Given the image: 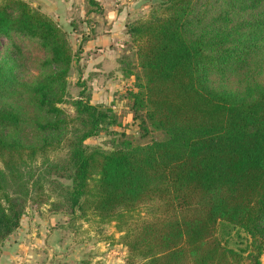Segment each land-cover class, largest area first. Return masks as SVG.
<instances>
[{
    "label": "trees",
    "instance_id": "trees-1",
    "mask_svg": "<svg viewBox=\"0 0 264 264\" xmlns=\"http://www.w3.org/2000/svg\"><path fill=\"white\" fill-rule=\"evenodd\" d=\"M127 33L142 71L130 108L162 137L92 146L117 117L85 83L71 95L67 32L26 0H0V42L13 47L0 57V253L31 203L68 228L114 225L123 264H264V0H156ZM13 37L43 51L30 79Z\"/></svg>",
    "mask_w": 264,
    "mask_h": 264
},
{
    "label": "rangeland",
    "instance_id": "rangeland-1",
    "mask_svg": "<svg viewBox=\"0 0 264 264\" xmlns=\"http://www.w3.org/2000/svg\"><path fill=\"white\" fill-rule=\"evenodd\" d=\"M26 1L51 16L68 34L75 54L69 78L71 95L79 96L85 83V89L91 95L94 104L110 106L116 113L117 122L109 128L110 132L89 138L87 144L112 148L115 143H120L126 138L134 143H146L162 137V133L154 129L144 135L138 126V121L134 119L127 97L128 89L134 88L136 78L134 76L138 74L142 76L135 45L127 33V23L147 17L156 0L115 1L114 6L122 11L119 16H122L124 26L116 30L120 36L119 40L110 42L106 46L89 45L86 36L92 31L95 34L99 25L103 26L99 30L100 33L107 32L108 24L105 21L110 20L111 13L114 15L115 12L108 10L110 5L107 0H96L99 6L92 4L90 0H66L71 5L69 12H66L65 5L60 6L56 2ZM35 1H39L40 4L36 5ZM131 1L137 3L136 10L126 14L124 8ZM13 41L27 50L25 67L23 70L20 68L21 75L25 79L34 77L38 73L37 61L43 56V51L30 41H21L17 37H13ZM9 44L8 38H2L0 57L4 55L7 47L13 48ZM98 53L100 57L96 56ZM17 71L19 72V69ZM128 73L130 76L127 75ZM258 81L264 82V73ZM225 83L229 85L228 82ZM233 83L234 79L230 84ZM63 107L72 111V107L68 104ZM23 136L29 141L37 137L32 131H25ZM26 210L27 213L23 216L19 228L2 245V249L5 245L12 247L11 251L17 256L22 253V257L26 259L25 261L23 259L24 262L31 261L32 258L29 256L32 255V257L36 256L34 264H123L127 248L119 242L121 233L114 225L107 233H100L84 218H79L75 221L71 220L74 226L68 228L69 216L53 213L49 210L48 204L38 206L30 203ZM243 237V233L239 236L234 232L230 237V244L233 247L242 245Z\"/></svg>",
    "mask_w": 264,
    "mask_h": 264
},
{
    "label": "crops",
    "instance_id": "crops-1",
    "mask_svg": "<svg viewBox=\"0 0 264 264\" xmlns=\"http://www.w3.org/2000/svg\"><path fill=\"white\" fill-rule=\"evenodd\" d=\"M47 1H50L52 3H57L59 4L60 6L61 5H65L67 7V10L66 12H69L68 9L71 8V5L70 3H68L66 0H47ZM110 7L108 6V10L114 12V15L113 13H111L112 15H110V20L109 19H106V23L108 24V26L106 27V33H100L99 30L103 27V26H97L98 30L97 32L94 34L93 31L91 32L90 35L86 36L88 39H87V42L89 43V45H94V46H106V44H109L110 42H115L117 40H119V34L116 32V30L118 28H122L124 26V21L122 19V16H119V13L120 12V9L119 7H116L114 6V2L117 1V0H107ZM35 4H40V2L38 1H35ZM132 4H135L133 1H131L130 3H128L126 5V7L124 8V13L128 14L130 13L131 11H135V7L137 6V3L135 5H132ZM122 8V7H120ZM93 46V47H94ZM99 56L100 53L96 54V56ZM100 57V56H99ZM98 57V58H99ZM102 58V57H101ZM106 71H104L105 73ZM13 248L12 247H9V246H4V248L2 249L3 251L1 252V255H0V264H34L35 262V259H36V256H29V258H32L31 261L27 260V262H24L26 259H24L22 257V253L20 256H17L15 255V253L13 251H11ZM33 254H37V252H33ZM17 259V260H16ZM24 259V261H23ZM10 260V262L8 261ZM18 260H20L18 262ZM264 260V257L262 258V261ZM264 263V261H263Z\"/></svg>",
    "mask_w": 264,
    "mask_h": 264
}]
</instances>
